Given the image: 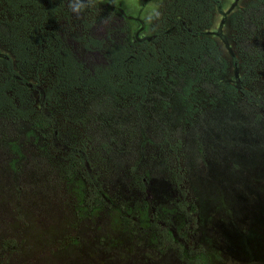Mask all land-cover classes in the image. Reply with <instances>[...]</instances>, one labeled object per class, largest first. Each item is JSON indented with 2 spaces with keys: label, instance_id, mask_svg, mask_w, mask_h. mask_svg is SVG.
<instances>
[{
  "label": "rangeland",
  "instance_id": "obj_1",
  "mask_svg": "<svg viewBox=\"0 0 264 264\" xmlns=\"http://www.w3.org/2000/svg\"><path fill=\"white\" fill-rule=\"evenodd\" d=\"M166 1L56 0L57 34L84 69L104 67L105 50L87 48L89 38L105 46L150 39ZM7 17L0 3V23ZM3 29L0 66L12 57ZM203 33L227 63L220 80L238 89L233 101L205 80L187 110L178 95L195 73L170 68L151 79L138 109L136 99L72 93L57 110L43 108L55 120L33 138L29 123L0 117V264H184V248L207 252L210 264H264V0H220ZM28 68V83L43 91L52 71ZM41 95L32 92L37 113ZM71 148L85 154L79 179L95 178L105 201L85 218L65 174ZM137 202L160 222L161 248L135 220L123 228L116 209Z\"/></svg>",
  "mask_w": 264,
  "mask_h": 264
},
{
  "label": "trees",
  "instance_id": "obj_2",
  "mask_svg": "<svg viewBox=\"0 0 264 264\" xmlns=\"http://www.w3.org/2000/svg\"><path fill=\"white\" fill-rule=\"evenodd\" d=\"M0 3L8 13L7 19L0 23L4 26L1 36L12 54V57L6 56L0 66V117L29 123L28 134L32 138L52 127L55 120L56 112L46 115L43 108L57 110L64 96L73 93V98L78 96L86 101L103 96L116 103L136 99L134 108L138 109L147 97L151 79L164 78L170 68L182 75L195 73L193 77H185L178 95L189 111L193 89L201 81L213 82L231 101L238 97V89L220 80L226 73L227 63L215 42L203 33L210 25L213 12L220 10V0H167L151 28L152 37L133 45L113 42L105 46L89 38L87 48L104 49L107 61L104 67L89 71L64 47L57 34L54 17L60 13V7L56 0H0ZM236 16L234 14L232 20ZM28 65H41L42 70L52 71L51 81L43 91L40 84L28 83ZM34 90L42 93L38 113L33 109ZM243 94L252 102L249 93L243 90ZM12 151L19 152L17 145H12ZM70 151L74 155L70 153L69 161L74 163L67 165L65 174L76 185L77 212L85 218L101 211L105 201L95 178L87 173L86 183L79 179L80 172L81 176L85 172L83 150L71 148ZM85 186L89 189L82 193ZM116 210L124 229L132 228L135 220L140 229L153 232L154 242L161 248L165 235L160 223L151 221L145 202H137L127 209L119 206ZM173 240L174 237H170V243ZM169 246L167 248H171ZM178 252L184 264L212 262L207 252L190 253L185 248Z\"/></svg>",
  "mask_w": 264,
  "mask_h": 264
},
{
  "label": "flooded vegetation",
  "instance_id": "obj_3",
  "mask_svg": "<svg viewBox=\"0 0 264 264\" xmlns=\"http://www.w3.org/2000/svg\"><path fill=\"white\" fill-rule=\"evenodd\" d=\"M158 221V220H157ZM159 222V221H158ZM160 223V222H159ZM163 225H165V223H162Z\"/></svg>",
  "mask_w": 264,
  "mask_h": 264
}]
</instances>
